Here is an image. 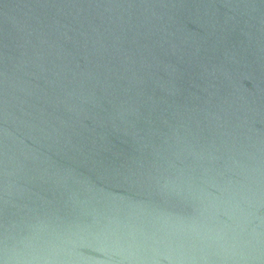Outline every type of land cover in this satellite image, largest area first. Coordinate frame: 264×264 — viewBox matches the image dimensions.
<instances>
[{
  "label": "water",
  "instance_id": "obj_1",
  "mask_svg": "<svg viewBox=\"0 0 264 264\" xmlns=\"http://www.w3.org/2000/svg\"><path fill=\"white\" fill-rule=\"evenodd\" d=\"M0 264H264V0H0Z\"/></svg>",
  "mask_w": 264,
  "mask_h": 264
}]
</instances>
